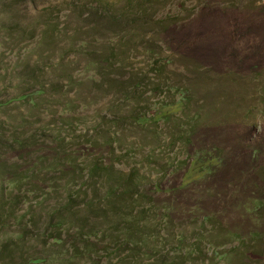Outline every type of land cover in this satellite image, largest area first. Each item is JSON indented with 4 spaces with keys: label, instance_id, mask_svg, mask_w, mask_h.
I'll list each match as a JSON object with an SVG mask.
<instances>
[{
    "label": "rangeland",
    "instance_id": "obj_1",
    "mask_svg": "<svg viewBox=\"0 0 264 264\" xmlns=\"http://www.w3.org/2000/svg\"><path fill=\"white\" fill-rule=\"evenodd\" d=\"M34 259L264 264V0H0V264Z\"/></svg>",
    "mask_w": 264,
    "mask_h": 264
},
{
    "label": "trees",
    "instance_id": "obj_2",
    "mask_svg": "<svg viewBox=\"0 0 264 264\" xmlns=\"http://www.w3.org/2000/svg\"><path fill=\"white\" fill-rule=\"evenodd\" d=\"M185 99H186V97L182 95V97L180 98V101H174V103L171 104L170 107H167V108L163 107V109H161V110H156L155 113L150 117H148L147 115L136 116L135 122L139 125H145L146 123H149V122L152 123V122H160V121H164V120H169V119H171V117L173 115H175L182 108V105L184 104L183 102H185ZM201 154L202 153H200V155ZM199 160H201V158ZM197 163H199V161L197 160V158H195L192 161V164H190L191 167H190L189 172H191V171L195 172L197 170L198 173H201V174L206 173L208 171L209 165L212 164L211 161H209V162H207L201 166H198ZM58 240H59L58 237L54 238L55 243H58ZM211 246L215 247L214 242H212ZM225 255L226 254H221L218 251H216V253H215V256H218L219 259H221ZM42 263H44V261H40V259H34V260L28 262V264H42Z\"/></svg>",
    "mask_w": 264,
    "mask_h": 264
}]
</instances>
